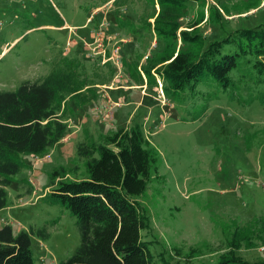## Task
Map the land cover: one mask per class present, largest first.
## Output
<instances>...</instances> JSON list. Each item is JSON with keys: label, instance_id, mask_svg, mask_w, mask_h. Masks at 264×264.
Here are the masks:
<instances>
[{"label": "rangeland", "instance_id": "obj_1", "mask_svg": "<svg viewBox=\"0 0 264 264\" xmlns=\"http://www.w3.org/2000/svg\"><path fill=\"white\" fill-rule=\"evenodd\" d=\"M208 4L219 10L214 25L207 18ZM116 6L130 8L134 15L150 11L136 0H120ZM113 9L114 0H0V90L55 71L73 73L76 82H85L96 94L91 99L80 92L75 102L67 101L61 116L67 133L51 149L21 155L25 166L5 187L8 206L0 209V225L10 224L14 234L29 226L45 229L43 238L30 235L35 264H60L68 258L79 232L75 217L49 201L52 173L60 172L55 181L84 176L77 144L101 142L105 134L138 121L157 157L155 173L135 197L144 222L140 240L151 264H217L229 247L246 264H264L263 86L244 80L222 90L209 76L163 95L158 77L155 88L134 85L119 51L116 62L112 55L107 58L110 46H104L105 58L95 47L98 29L127 37L119 43L127 59L141 47L115 29ZM185 9L180 28L190 31L187 26L197 20L207 41L264 24V0H204L203 5L188 0ZM89 13H97L96 25L87 23ZM81 41L91 43L90 55L78 46ZM160 47L151 37L144 50ZM190 49L196 51L194 44Z\"/></svg>", "mask_w": 264, "mask_h": 264}, {"label": "trees", "instance_id": "obj_2", "mask_svg": "<svg viewBox=\"0 0 264 264\" xmlns=\"http://www.w3.org/2000/svg\"><path fill=\"white\" fill-rule=\"evenodd\" d=\"M119 1L114 0L112 10L115 29L141 45L130 59L123 56L121 48L119 52L124 73L134 85L152 89L157 87L158 77L165 95L211 76L222 90L244 80L251 82L250 86L261 84L264 88V61L260 59L264 58V24L239 28L207 41L195 26L197 20L187 26L192 27L190 31L180 28L188 0H136L150 11L135 15L130 8L123 11L117 7ZM196 2L204 4V0ZM219 17L217 7L208 4L211 25ZM87 19L94 25L99 21L97 13H89ZM151 37L159 40L161 47L145 53ZM177 38L180 46L176 49ZM193 44L196 51H190ZM245 67L237 78L232 76V69ZM74 78L73 73L50 71L40 80L22 81L13 90H0V209L7 205L5 187L25 166L21 155H41L67 133L61 117L63 110H68L67 101L75 102L80 92L89 93L91 99L96 97L94 89ZM259 99L262 102L261 96ZM76 151L84 158L85 175L55 181L60 172L54 171L48 193L50 202L59 203L75 217L79 232L77 246L60 264H151L146 243L140 240L144 222L135 197L155 173L157 157L141 124L135 121L117 128L105 134L101 142L79 143ZM33 234L46 236L43 227L29 226L14 234L10 224H1L0 264H35L30 247ZM230 244L234 246V238ZM217 264L246 263L229 247Z\"/></svg>", "mask_w": 264, "mask_h": 264}, {"label": "built area", "instance_id": "obj_3", "mask_svg": "<svg viewBox=\"0 0 264 264\" xmlns=\"http://www.w3.org/2000/svg\"><path fill=\"white\" fill-rule=\"evenodd\" d=\"M101 30L102 29H98V33L97 34H99L100 35V37L98 36V37H96V38H94V42H95V47H96V49H97V52H98V54H100L101 55V57L104 55V58H105V54H106V48L104 47V46H106L107 45V42H110V36H108L107 35V33H102L101 32ZM96 34V35H97ZM106 40V41H105ZM69 43L68 42H66V45H68ZM115 44H116V42H114V43H112L111 44V48H110V55H108L107 54V58H111V55L113 56V58H116V62H117V60L119 59L118 58V54H117V47H115ZM83 45H84V49H86L88 52H87V54L88 55H90L89 54V51H91V47H90V45H91V43H86V42H83ZM107 47V46H106ZM119 61V60H118ZM158 91H159V93L161 94V89H160V86H158Z\"/></svg>", "mask_w": 264, "mask_h": 264}, {"label": "crops", "instance_id": "obj_4", "mask_svg": "<svg viewBox=\"0 0 264 264\" xmlns=\"http://www.w3.org/2000/svg\"><path fill=\"white\" fill-rule=\"evenodd\" d=\"M63 26H67L69 27L67 24L63 25ZM116 34V33H115ZM127 38V37H125ZM125 38H122V36H116L114 34H111L110 35V40L111 42H107V45L106 46H111L112 43L116 42L115 44V47H117V54H118V51L120 52V49H119V43L123 42V41H127ZM72 43H75L74 41H72ZM83 45V41L80 42V48L82 49V47L84 48V45ZM120 54V53H119ZM120 57V55H119ZM8 205H6L4 208H7Z\"/></svg>", "mask_w": 264, "mask_h": 264}]
</instances>
